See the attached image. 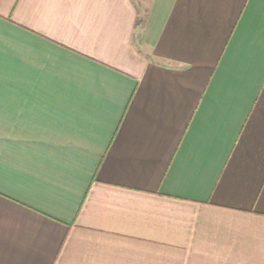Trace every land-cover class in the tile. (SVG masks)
Listing matches in <instances>:
<instances>
[{"label": "crops", "instance_id": "crops-1", "mask_svg": "<svg viewBox=\"0 0 264 264\" xmlns=\"http://www.w3.org/2000/svg\"><path fill=\"white\" fill-rule=\"evenodd\" d=\"M0 264H264V0H0Z\"/></svg>", "mask_w": 264, "mask_h": 264}]
</instances>
